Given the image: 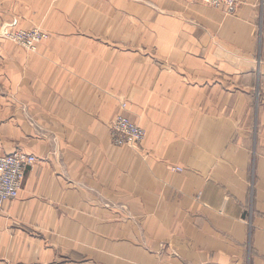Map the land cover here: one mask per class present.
<instances>
[{
    "label": "crops",
    "instance_id": "1",
    "mask_svg": "<svg viewBox=\"0 0 264 264\" xmlns=\"http://www.w3.org/2000/svg\"><path fill=\"white\" fill-rule=\"evenodd\" d=\"M0 155L37 158L0 264H264V0H0ZM125 115L138 148L113 144Z\"/></svg>",
    "mask_w": 264,
    "mask_h": 264
},
{
    "label": "built area",
    "instance_id": "2",
    "mask_svg": "<svg viewBox=\"0 0 264 264\" xmlns=\"http://www.w3.org/2000/svg\"><path fill=\"white\" fill-rule=\"evenodd\" d=\"M208 7L222 9L231 14L236 11L242 0H190ZM17 21L0 22V38L13 41L27 50L35 52L38 45L47 39L39 30L24 31L17 27ZM126 104H121L120 113L115 117L111 136L117 147L138 148L144 141L145 131L132 122L126 115ZM37 158L21 152L0 155V213L7 203L16 200L23 189L26 175L37 163Z\"/></svg>",
    "mask_w": 264,
    "mask_h": 264
},
{
    "label": "rangeland",
    "instance_id": "3",
    "mask_svg": "<svg viewBox=\"0 0 264 264\" xmlns=\"http://www.w3.org/2000/svg\"><path fill=\"white\" fill-rule=\"evenodd\" d=\"M194 3H196V2H194ZM0 22H3V23H12V22H4L1 18H0ZM17 24H18V22H17ZM17 27H18V25H17ZM19 29V28H18ZM20 30H23V29H20ZM32 30H39V31H41V32H43V33H45L46 35H47V39H45L43 42H45V41H47L48 39H49V33L46 31V30H44V29H42V28H40V27H38V28H34V29H31V30H24V31H32ZM0 40H4V41H8V42H11V43H13V44H15L16 46H19V47H21V48H23V49H25L24 47H22V46H20L19 44H16V43H14L13 41H10V40H6V39H3V38H0ZM43 42H41L40 44H42ZM40 44L38 45V47L40 46ZM38 47H37V49H38ZM25 50H27V49H25ZM27 51H29V52H32V51H30V50H27ZM37 52V50L34 52V53H36ZM33 53V52H32ZM122 104V103H121ZM121 104H120V106H119V111H120V109H121ZM123 104H126V103H124L123 102ZM126 106H127V104H126ZM127 110V109H126ZM126 112V111H125Z\"/></svg>",
    "mask_w": 264,
    "mask_h": 264
},
{
    "label": "bare ground",
    "instance_id": "4",
    "mask_svg": "<svg viewBox=\"0 0 264 264\" xmlns=\"http://www.w3.org/2000/svg\"><path fill=\"white\" fill-rule=\"evenodd\" d=\"M35 157V156H34ZM20 195V194H19Z\"/></svg>",
    "mask_w": 264,
    "mask_h": 264
}]
</instances>
